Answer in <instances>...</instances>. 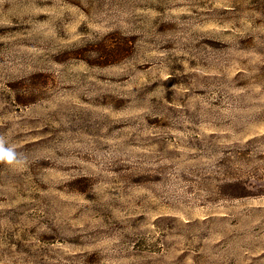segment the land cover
<instances>
[{"label":"rangeland","instance_id":"374dc122","mask_svg":"<svg viewBox=\"0 0 264 264\" xmlns=\"http://www.w3.org/2000/svg\"><path fill=\"white\" fill-rule=\"evenodd\" d=\"M0 264H264V0H0Z\"/></svg>","mask_w":264,"mask_h":264},{"label":"clouds","instance_id":"9594fccd","mask_svg":"<svg viewBox=\"0 0 264 264\" xmlns=\"http://www.w3.org/2000/svg\"><path fill=\"white\" fill-rule=\"evenodd\" d=\"M0 163H4L9 166L24 163L22 154L17 153L12 147H7L3 137H0Z\"/></svg>","mask_w":264,"mask_h":264}]
</instances>
